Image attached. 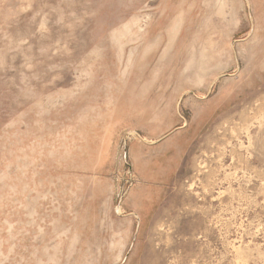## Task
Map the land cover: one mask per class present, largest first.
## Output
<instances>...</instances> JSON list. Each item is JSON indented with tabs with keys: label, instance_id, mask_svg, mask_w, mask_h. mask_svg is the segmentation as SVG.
Returning <instances> with one entry per match:
<instances>
[{
	"label": "rangeland",
	"instance_id": "374dc122",
	"mask_svg": "<svg viewBox=\"0 0 264 264\" xmlns=\"http://www.w3.org/2000/svg\"><path fill=\"white\" fill-rule=\"evenodd\" d=\"M0 264H264V0H0Z\"/></svg>",
	"mask_w": 264,
	"mask_h": 264
},
{
	"label": "bare ground",
	"instance_id": "6f19581e",
	"mask_svg": "<svg viewBox=\"0 0 264 264\" xmlns=\"http://www.w3.org/2000/svg\"><path fill=\"white\" fill-rule=\"evenodd\" d=\"M120 210V209H119Z\"/></svg>",
	"mask_w": 264,
	"mask_h": 264
}]
</instances>
